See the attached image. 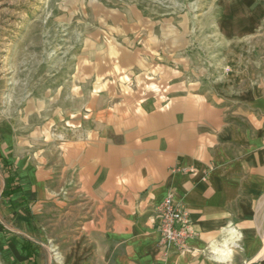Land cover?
Masks as SVG:
<instances>
[{"label": "crops", "instance_id": "1", "mask_svg": "<svg viewBox=\"0 0 264 264\" xmlns=\"http://www.w3.org/2000/svg\"><path fill=\"white\" fill-rule=\"evenodd\" d=\"M216 5L214 59L119 77V105L91 75L67 131L0 108V264H264V0ZM167 194L181 250L159 243Z\"/></svg>", "mask_w": 264, "mask_h": 264}, {"label": "rangeland", "instance_id": "2", "mask_svg": "<svg viewBox=\"0 0 264 264\" xmlns=\"http://www.w3.org/2000/svg\"><path fill=\"white\" fill-rule=\"evenodd\" d=\"M216 3L0 0V108L14 116L20 131L35 128L54 137L57 129L71 127L65 123L77 106L71 91L91 86V75L119 94L112 99L119 105L127 93L119 77L151 76L145 67L151 64L182 72L186 61L214 59Z\"/></svg>", "mask_w": 264, "mask_h": 264}, {"label": "built area", "instance_id": "3", "mask_svg": "<svg viewBox=\"0 0 264 264\" xmlns=\"http://www.w3.org/2000/svg\"><path fill=\"white\" fill-rule=\"evenodd\" d=\"M183 171H192L191 168H180ZM159 216L158 231L161 245H172L181 250L186 246V241L192 236L189 211L180 201L167 194L157 206Z\"/></svg>", "mask_w": 264, "mask_h": 264}]
</instances>
